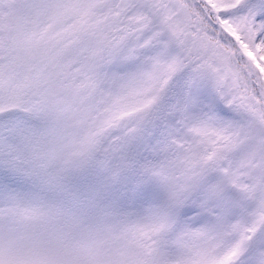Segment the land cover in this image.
Masks as SVG:
<instances>
[{
  "label": "snow or ice",
  "instance_id": "obj_1",
  "mask_svg": "<svg viewBox=\"0 0 264 264\" xmlns=\"http://www.w3.org/2000/svg\"><path fill=\"white\" fill-rule=\"evenodd\" d=\"M0 264H264V0H0Z\"/></svg>",
  "mask_w": 264,
  "mask_h": 264
}]
</instances>
